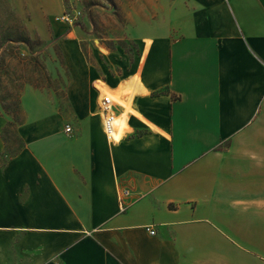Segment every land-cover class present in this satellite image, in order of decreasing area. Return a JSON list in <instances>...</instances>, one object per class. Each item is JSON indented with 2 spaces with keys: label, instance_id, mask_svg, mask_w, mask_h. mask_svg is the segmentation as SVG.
I'll list each match as a JSON object with an SVG mask.
<instances>
[{
  "label": "crops",
  "instance_id": "obj_1",
  "mask_svg": "<svg viewBox=\"0 0 264 264\" xmlns=\"http://www.w3.org/2000/svg\"><path fill=\"white\" fill-rule=\"evenodd\" d=\"M10 1L63 70L20 90L19 121L0 104V153L9 129L21 143L0 162V264H264V0H154L119 77L57 22L64 0Z\"/></svg>",
  "mask_w": 264,
  "mask_h": 264
},
{
  "label": "rangeland",
  "instance_id": "obj_2",
  "mask_svg": "<svg viewBox=\"0 0 264 264\" xmlns=\"http://www.w3.org/2000/svg\"><path fill=\"white\" fill-rule=\"evenodd\" d=\"M4 1L0 0V104L6 115L19 121L20 90L26 86L59 88V80L52 79L48 73L62 71L63 66L54 36L46 42L41 36L33 35L35 32L25 30L23 27L30 18L27 14H2V7L7 10L16 3ZM153 1L64 0L57 22L67 29L66 33L71 32V37L81 44L88 61L105 76H126L136 69L141 57L142 45L133 38L146 33L145 21ZM158 1L166 3V0ZM35 3L36 0L32 1L29 8H34ZM63 14L73 19L72 25L60 21ZM97 85L101 86L102 82ZM105 93L111 96L110 91ZM120 120L122 118L118 122L122 131L119 139L126 128L121 129ZM9 131L5 150L0 153L1 163L21 147L16 135L11 129Z\"/></svg>",
  "mask_w": 264,
  "mask_h": 264
},
{
  "label": "built area",
  "instance_id": "obj_3",
  "mask_svg": "<svg viewBox=\"0 0 264 264\" xmlns=\"http://www.w3.org/2000/svg\"><path fill=\"white\" fill-rule=\"evenodd\" d=\"M60 21L64 24H73V19L69 15L63 14L60 17ZM99 112L103 116V130L107 140L111 143L118 142L117 133H118V122L119 117L116 113V102L112 96H107L105 93L100 94V101H99ZM66 131L70 132L71 129L69 126L66 127ZM128 192H123V195H127ZM120 205L121 209L124 210V204L122 199L120 198ZM147 230L150 234L154 235L155 230H153L152 226H149Z\"/></svg>",
  "mask_w": 264,
  "mask_h": 264
},
{
  "label": "bare ground",
  "instance_id": "obj_4",
  "mask_svg": "<svg viewBox=\"0 0 264 264\" xmlns=\"http://www.w3.org/2000/svg\"><path fill=\"white\" fill-rule=\"evenodd\" d=\"M120 124H121V129L124 128L126 126V122L125 120H120ZM122 132V131H121ZM120 132V133H121ZM119 135V134H118ZM120 136V135H119ZM119 136H117V139H119Z\"/></svg>",
  "mask_w": 264,
  "mask_h": 264
},
{
  "label": "trees",
  "instance_id": "obj_5",
  "mask_svg": "<svg viewBox=\"0 0 264 264\" xmlns=\"http://www.w3.org/2000/svg\"><path fill=\"white\" fill-rule=\"evenodd\" d=\"M165 93H167V91H161V92H159V94H165Z\"/></svg>",
  "mask_w": 264,
  "mask_h": 264
}]
</instances>
